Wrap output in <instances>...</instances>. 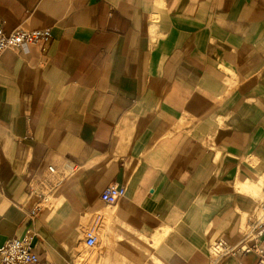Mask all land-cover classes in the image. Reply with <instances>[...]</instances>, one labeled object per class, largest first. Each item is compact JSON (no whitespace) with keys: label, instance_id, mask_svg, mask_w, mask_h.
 <instances>
[{"label":"crops","instance_id":"obj_1","mask_svg":"<svg viewBox=\"0 0 264 264\" xmlns=\"http://www.w3.org/2000/svg\"><path fill=\"white\" fill-rule=\"evenodd\" d=\"M19 26L53 38L0 58V248L29 225L32 180L68 162L34 223L45 260L211 264L241 243L264 199V0H0V29Z\"/></svg>","mask_w":264,"mask_h":264},{"label":"built area","instance_id":"obj_2","mask_svg":"<svg viewBox=\"0 0 264 264\" xmlns=\"http://www.w3.org/2000/svg\"><path fill=\"white\" fill-rule=\"evenodd\" d=\"M52 38L50 28L26 29L19 26L9 33L0 29V58L6 50H23L30 45H38L45 52ZM78 169V165L72 162L66 163L62 168L50 164L46 174L32 180L29 194L35 196L37 201L29 210V225L22 237L10 238L0 248V264H55L41 258L37 252L36 244L39 235L34 223L42 212L55 211L58 190L68 178L76 174ZM125 195L124 186L112 184L102 192L101 200L108 206H114ZM101 222L102 216L96 215L92 225L86 230L87 249L91 250L97 246ZM229 249L243 253L254 252L259 257L258 264H264V199L261 202L259 214L251 220L240 244L234 248L227 246L224 242L213 244L211 264H216Z\"/></svg>","mask_w":264,"mask_h":264},{"label":"rangeland","instance_id":"obj_3","mask_svg":"<svg viewBox=\"0 0 264 264\" xmlns=\"http://www.w3.org/2000/svg\"><path fill=\"white\" fill-rule=\"evenodd\" d=\"M88 223H90V225H92L93 220L91 219ZM100 243V241H98V244Z\"/></svg>","mask_w":264,"mask_h":264}]
</instances>
